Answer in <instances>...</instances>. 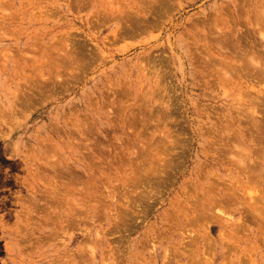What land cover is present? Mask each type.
Masks as SVG:
<instances>
[{
  "label": "rangeland",
  "instance_id": "obj_1",
  "mask_svg": "<svg viewBox=\"0 0 264 264\" xmlns=\"http://www.w3.org/2000/svg\"><path fill=\"white\" fill-rule=\"evenodd\" d=\"M0 264H264V0H0Z\"/></svg>",
  "mask_w": 264,
  "mask_h": 264
},
{
  "label": "bare ground",
  "instance_id": "obj_2",
  "mask_svg": "<svg viewBox=\"0 0 264 264\" xmlns=\"http://www.w3.org/2000/svg\"><path fill=\"white\" fill-rule=\"evenodd\" d=\"M254 60V59H253ZM255 61V60H254Z\"/></svg>",
  "mask_w": 264,
  "mask_h": 264
}]
</instances>
